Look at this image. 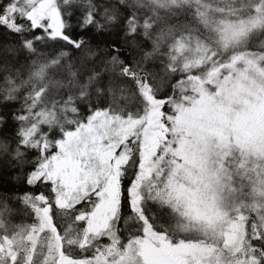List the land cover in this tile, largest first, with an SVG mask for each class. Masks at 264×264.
Returning <instances> with one entry per match:
<instances>
[{"label":"snow or ice","instance_id":"snow-or-ice-1","mask_svg":"<svg viewBox=\"0 0 264 264\" xmlns=\"http://www.w3.org/2000/svg\"><path fill=\"white\" fill-rule=\"evenodd\" d=\"M0 264H264V0H0Z\"/></svg>","mask_w":264,"mask_h":264}]
</instances>
